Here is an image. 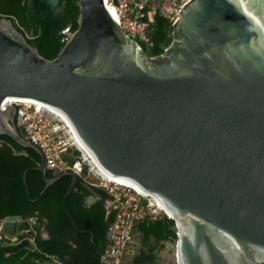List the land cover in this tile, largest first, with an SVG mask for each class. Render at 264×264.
<instances>
[{
  "label": "water",
  "instance_id": "1",
  "mask_svg": "<svg viewBox=\"0 0 264 264\" xmlns=\"http://www.w3.org/2000/svg\"><path fill=\"white\" fill-rule=\"evenodd\" d=\"M55 58L0 18V134L40 155L10 98L59 110L108 174L155 195L179 227L182 264H264V0H190L163 53L127 37L104 0H78ZM67 212L69 210L65 205ZM170 215V214H169ZM33 230L22 215L0 234Z\"/></svg>",
  "mask_w": 264,
  "mask_h": 264
},
{
  "label": "trees",
  "instance_id": "2",
  "mask_svg": "<svg viewBox=\"0 0 264 264\" xmlns=\"http://www.w3.org/2000/svg\"><path fill=\"white\" fill-rule=\"evenodd\" d=\"M4 17L14 22L16 28L24 33L27 41L36 47L42 56L52 59L65 44L61 40V31L69 25L73 30L78 28L80 9L78 0H0V18ZM172 34L171 21L157 14L152 29L154 44L151 48L144 46V50L151 56L163 53L172 40ZM40 162V155L35 149L20 145L7 134H0V217L4 215L30 217L38 214L41 219L47 218L52 221L49 226L52 233H58L67 227L75 229L73 221H76L80 227H88L95 233V241L101 239L94 262L101 264V255L109 242L111 215L99 204L101 207H97L99 209L94 213L87 212L88 215L84 219L78 216L73 205L75 199L82 202L83 197L93 193L96 188L88 186L78 177L64 204V196L72 177L63 175L45 188L46 183L39 169ZM47 173V176L50 175ZM53 189L55 191H52ZM103 195L105 199L108 197L105 192ZM65 205L73 214V218L67 214ZM35 227L40 229L41 226ZM137 230L144 242L154 238L159 244L163 240L177 237L175 220L167 216L151 223H143ZM36 243L39 250L26 247L35 246L28 237L18 246H0V264H34L36 259L41 262L47 261L51 255L65 260L68 253L74 255L76 252L75 248L58 236L47 240L37 237ZM86 243L92 244L90 236ZM155 248L156 246H153L149 252H141L136 264L141 263L144 258L155 260L153 254Z\"/></svg>",
  "mask_w": 264,
  "mask_h": 264
},
{
  "label": "built area",
  "instance_id": "3",
  "mask_svg": "<svg viewBox=\"0 0 264 264\" xmlns=\"http://www.w3.org/2000/svg\"><path fill=\"white\" fill-rule=\"evenodd\" d=\"M189 1L104 0V4L127 37L144 50V46L151 48L154 44L152 29L156 15L161 14L173 25L182 7ZM74 31L71 25L66 26L61 31L62 42L66 43ZM5 103L6 101L2 103V107L6 106ZM10 105L17 107L16 124L20 132L44 151L47 169L56 172L73 171L86 184L107 194L111 223L109 242L101 255V264H136L141 252H149L151 249L146 242L140 244L141 240L137 239V234H140L137 227L166 216L171 218L160 199L153 194H144L121 178L108 173L105 175L90 161H86L70 126L50 107L32 102H11ZM27 219L32 226L38 223L37 215ZM175 232V239L161 241L171 253L165 252L158 256L153 251L155 260L144 258L139 264H182L178 250L180 232L176 223Z\"/></svg>",
  "mask_w": 264,
  "mask_h": 264
},
{
  "label": "flooded vegetation",
  "instance_id": "4",
  "mask_svg": "<svg viewBox=\"0 0 264 264\" xmlns=\"http://www.w3.org/2000/svg\"><path fill=\"white\" fill-rule=\"evenodd\" d=\"M47 172L50 173V175L47 176L48 178H53L59 173H61L50 169H47ZM94 190L93 193L85 195L82 199V202L75 199V202L73 203L78 216H80L81 218L85 219V217L88 215L87 212L89 211H91L92 213L96 212L99 209L97 207H101V205L108 213L109 210L108 197L105 199L103 195L104 192L103 190L98 188ZM52 191L55 190L53 189ZM97 204L98 205L101 204V205L98 206ZM67 214L71 218H73V214L70 212V210L69 213L67 212ZM9 216H13V215H4L0 217V220H5ZM37 216H38V223L36 226L40 225L41 226L40 229H36V227L33 226V230L31 232L23 233L17 236H5L0 234V246L2 247L18 246L20 244H23L26 237H28L30 239V242L35 243L34 244L35 246L33 248H31L30 246H26V247L30 248L31 250H35V249L39 250V247L36 243L37 237H42L43 239L47 240V239H53L54 237L58 236L63 238L64 241L68 242V244L71 245L72 248L76 249L75 254L73 255V253L71 252L68 253L66 255L65 260H62L58 256L51 255L50 259L47 260L45 263L36 259L34 264H94L96 259V254L98 253V250L100 248L101 239L95 241V233L92 232L90 228L80 227L76 221H73L74 226H76L75 229L67 227V229H62L58 233L57 232L52 233L49 229V226L52 224V221L47 218L41 219L40 215L38 214ZM100 231L102 232L101 227H100ZM89 236H90V242L92 243L90 245L86 243L87 238ZM7 255H9V253H7Z\"/></svg>",
  "mask_w": 264,
  "mask_h": 264
},
{
  "label": "bare ground",
  "instance_id": "5",
  "mask_svg": "<svg viewBox=\"0 0 264 264\" xmlns=\"http://www.w3.org/2000/svg\"><path fill=\"white\" fill-rule=\"evenodd\" d=\"M11 102H32V103H40L41 105H45L47 107H50L46 104H44L43 102H39V101H36V100H33V99H17V98H10V99H7L6 101V105L10 104ZM52 109V111H54L55 113H57L63 120H65L68 125L70 126V130L72 131L75 139H76V144L83 150V153H84V157H85V160L86 161H90L94 167H98V171L100 172H103L105 175H108L107 173H105V171L100 167V165L97 163V161L95 160L94 156L91 154V152L82 144V142H80V140L78 139V136L76 135L71 123L69 122L68 118L62 113L60 112L59 110L57 109H54L52 107H50ZM119 178V177H118ZM123 179L124 181H126L127 183H129L130 185H132L133 187L137 188L140 190V186L137 185L135 182H133L132 180H129L127 178H121ZM163 204V203H162ZM164 206V205H163ZM164 209L166 210V212L168 214H170L171 216V212H169V210H167V208L164 206Z\"/></svg>",
  "mask_w": 264,
  "mask_h": 264
},
{
  "label": "rangeland",
  "instance_id": "6",
  "mask_svg": "<svg viewBox=\"0 0 264 264\" xmlns=\"http://www.w3.org/2000/svg\"><path fill=\"white\" fill-rule=\"evenodd\" d=\"M78 153V152H77ZM79 154V156H80V153H78ZM137 239L140 241V244L142 245L143 243H144V241H143V239L140 237V234H137ZM146 244L148 245V247L150 246V247H153V246H156V248L154 249V252L158 255V256H160L161 254H165V252L166 253H168V252H170V251H168V248H167V246H165V245H162L161 243H157L156 242V240L154 239V238H150V239H148L147 240V242H146ZM168 246H170V244H167ZM166 247V248H165ZM163 251V252H162ZM171 253V252H170ZM42 262H44L45 263V261H42ZM161 262H162V260H161ZM160 262V263H161Z\"/></svg>",
  "mask_w": 264,
  "mask_h": 264
}]
</instances>
